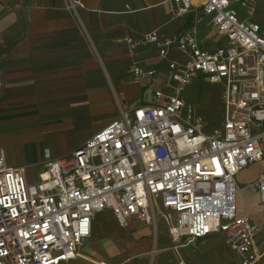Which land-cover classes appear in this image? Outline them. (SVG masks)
<instances>
[{"label":"built area","instance_id":"2783aa9c","mask_svg":"<svg viewBox=\"0 0 264 264\" xmlns=\"http://www.w3.org/2000/svg\"><path fill=\"white\" fill-rule=\"evenodd\" d=\"M258 2L164 0L170 21L190 17L187 27L168 37L157 28L124 39L132 55L153 46L165 67L131 64V82L152 86L151 104L122 113L68 157L44 150L33 184L0 151V264L66 263L90 238L95 215L108 211L120 226L129 218L155 225L160 209L173 242L220 233L236 264H264V228L246 217L235 182L264 160ZM197 79L217 87V122L187 101ZM247 187L264 205V171Z\"/></svg>","mask_w":264,"mask_h":264},{"label":"crops","instance_id":"0c3cea01","mask_svg":"<svg viewBox=\"0 0 264 264\" xmlns=\"http://www.w3.org/2000/svg\"><path fill=\"white\" fill-rule=\"evenodd\" d=\"M5 4L21 8L22 24L20 31L8 33L12 38L7 45L0 46V151L11 168L24 167L12 156L15 135L31 133L53 141L59 132L82 134L66 152L50 153L54 159L68 157L122 113L151 104L152 86L131 82V64L161 72L165 67L153 46L140 47L132 55L124 39L138 40L157 28L168 37L190 23V17L170 21L164 0ZM37 168L32 181L25 172L28 183L37 182L44 169ZM162 215L160 209L155 225L129 218L120 226L110 212H101L92 220L90 238L75 258L62 264H205L207 256L214 257L211 264L237 263L221 256V247L230 248L220 233L190 244L173 242Z\"/></svg>","mask_w":264,"mask_h":264},{"label":"rangeland","instance_id":"374dc122","mask_svg":"<svg viewBox=\"0 0 264 264\" xmlns=\"http://www.w3.org/2000/svg\"><path fill=\"white\" fill-rule=\"evenodd\" d=\"M15 2L17 0H0V46L7 45L12 36L8 33L15 30H21V8L10 7L5 2ZM72 3L73 0H67ZM254 19L258 22H264V0H259L257 13ZM205 33V30L202 34ZM8 39V40H7ZM12 47V46H11ZM216 86H212L206 82L197 79L188 89L186 93L187 101L194 107L195 111L202 115L207 122H217L220 118L221 103L219 99ZM82 137V134L76 132H59L55 135V140H42L31 133L25 135H15V144L12 148V156L15 161L23 165L25 172L30 178L34 180L37 172L40 170L37 167L43 166L44 160L42 158L45 149H48L53 157V153H64L71 145L77 142ZM54 150V151H53ZM54 159V158H53ZM264 171V160L249 165L246 169L240 171L235 176V182L240 188L238 192V200L240 201L245 214L251 222L257 226L264 228V205L259 203L258 196L252 193L247 187L248 184L254 182L258 175ZM109 214L104 211V215ZM218 236V234H213ZM221 256H225L227 260L234 261L236 256L226 247H221ZM213 256H207L203 262L211 264Z\"/></svg>","mask_w":264,"mask_h":264}]
</instances>
